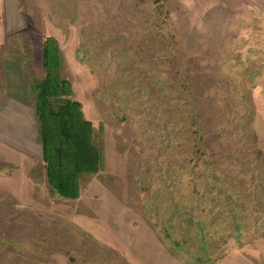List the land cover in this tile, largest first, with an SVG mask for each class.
Wrapping results in <instances>:
<instances>
[{
	"label": "rangeland",
	"instance_id": "rangeland-1",
	"mask_svg": "<svg viewBox=\"0 0 264 264\" xmlns=\"http://www.w3.org/2000/svg\"><path fill=\"white\" fill-rule=\"evenodd\" d=\"M48 38L103 158L73 200L42 160ZM0 264H264V0H0Z\"/></svg>",
	"mask_w": 264,
	"mask_h": 264
},
{
	"label": "trees",
	"instance_id": "trees-1",
	"mask_svg": "<svg viewBox=\"0 0 264 264\" xmlns=\"http://www.w3.org/2000/svg\"><path fill=\"white\" fill-rule=\"evenodd\" d=\"M42 60L45 76L36 87L35 105L42 160L51 190L73 200L80 195L81 176L101 170L102 152L92 122L72 98L71 83L60 76L61 55L54 39L45 41Z\"/></svg>",
	"mask_w": 264,
	"mask_h": 264
},
{
	"label": "crops",
	"instance_id": "crops-1",
	"mask_svg": "<svg viewBox=\"0 0 264 264\" xmlns=\"http://www.w3.org/2000/svg\"><path fill=\"white\" fill-rule=\"evenodd\" d=\"M14 5H17V3L15 2ZM41 153H42V151H41Z\"/></svg>",
	"mask_w": 264,
	"mask_h": 264
}]
</instances>
